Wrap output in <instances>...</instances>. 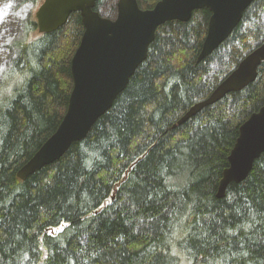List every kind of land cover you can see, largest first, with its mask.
<instances>
[{"label": "trees", "instance_id": "16d2710c", "mask_svg": "<svg viewBox=\"0 0 264 264\" xmlns=\"http://www.w3.org/2000/svg\"><path fill=\"white\" fill-rule=\"evenodd\" d=\"M102 2L94 10L109 18ZM210 15L160 26L86 138L21 181L66 112L83 33L78 12L49 34L26 17L0 72V264H264V153L216 197L239 127L264 104V62L254 83L175 126L264 42V0H254L197 62Z\"/></svg>", "mask_w": 264, "mask_h": 264}, {"label": "water", "instance_id": "95a60500", "mask_svg": "<svg viewBox=\"0 0 264 264\" xmlns=\"http://www.w3.org/2000/svg\"><path fill=\"white\" fill-rule=\"evenodd\" d=\"M99 0H43L35 19L39 34L63 27L70 14L81 16L83 33L71 62L72 90L66 112L56 131L44 142L16 176L26 178L58 161L71 144L82 141L95 122L112 106L147 56L156 30L167 22L186 23L195 11L210 12L205 38L197 57H209L230 36L244 11L254 0H159L152 9L141 10L136 0H118L116 17H101L94 7ZM264 62V42L258 44L202 101L177 121L180 126L231 93L240 92L257 78ZM264 153V104L238 130L228 156L217 198L225 196L231 183H241L253 163Z\"/></svg>", "mask_w": 264, "mask_h": 264}, {"label": "rangeland", "instance_id": "374dc122", "mask_svg": "<svg viewBox=\"0 0 264 264\" xmlns=\"http://www.w3.org/2000/svg\"><path fill=\"white\" fill-rule=\"evenodd\" d=\"M117 0H103L98 11L109 18L116 16ZM38 7V6H37ZM32 0H0V72L9 61V46L12 39L18 37L21 23L37 9Z\"/></svg>", "mask_w": 264, "mask_h": 264}, {"label": "bare ground", "instance_id": "6f19581e", "mask_svg": "<svg viewBox=\"0 0 264 264\" xmlns=\"http://www.w3.org/2000/svg\"><path fill=\"white\" fill-rule=\"evenodd\" d=\"M23 166H24V165H23ZM23 166H22V167H23Z\"/></svg>", "mask_w": 264, "mask_h": 264}]
</instances>
